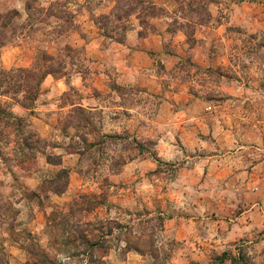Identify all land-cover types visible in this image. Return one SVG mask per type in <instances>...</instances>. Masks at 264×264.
<instances>
[{
  "label": "rangeland",
  "instance_id": "374dc122",
  "mask_svg": "<svg viewBox=\"0 0 264 264\" xmlns=\"http://www.w3.org/2000/svg\"><path fill=\"white\" fill-rule=\"evenodd\" d=\"M0 264H264V0H0Z\"/></svg>",
  "mask_w": 264,
  "mask_h": 264
},
{
  "label": "trees",
  "instance_id": "16d2710c",
  "mask_svg": "<svg viewBox=\"0 0 264 264\" xmlns=\"http://www.w3.org/2000/svg\"><path fill=\"white\" fill-rule=\"evenodd\" d=\"M47 74H51L49 72H44V76H46ZM96 246L95 245H92V246H88V250H92V248H95Z\"/></svg>",
  "mask_w": 264,
  "mask_h": 264
}]
</instances>
